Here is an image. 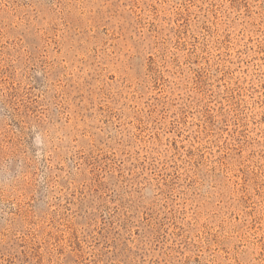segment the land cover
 Returning a JSON list of instances; mask_svg holds the SVG:
<instances>
[{"label": "rangeland", "instance_id": "1", "mask_svg": "<svg viewBox=\"0 0 264 264\" xmlns=\"http://www.w3.org/2000/svg\"><path fill=\"white\" fill-rule=\"evenodd\" d=\"M0 264H264V0H0Z\"/></svg>", "mask_w": 264, "mask_h": 264}]
</instances>
